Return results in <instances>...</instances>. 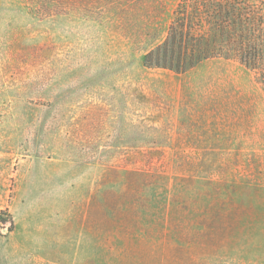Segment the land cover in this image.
Here are the masks:
<instances>
[{
    "label": "rangeland",
    "instance_id": "1",
    "mask_svg": "<svg viewBox=\"0 0 264 264\" xmlns=\"http://www.w3.org/2000/svg\"><path fill=\"white\" fill-rule=\"evenodd\" d=\"M178 0H0V264H264V85L145 67Z\"/></svg>",
    "mask_w": 264,
    "mask_h": 264
},
{
    "label": "trees",
    "instance_id": "2",
    "mask_svg": "<svg viewBox=\"0 0 264 264\" xmlns=\"http://www.w3.org/2000/svg\"><path fill=\"white\" fill-rule=\"evenodd\" d=\"M220 57L239 61L264 85V0H178L164 40L142 64L183 72Z\"/></svg>",
    "mask_w": 264,
    "mask_h": 264
}]
</instances>
